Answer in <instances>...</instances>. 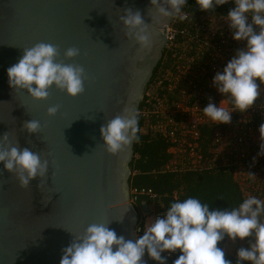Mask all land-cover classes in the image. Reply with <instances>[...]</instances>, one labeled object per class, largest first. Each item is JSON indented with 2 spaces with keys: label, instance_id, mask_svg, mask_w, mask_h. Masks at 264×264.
Wrapping results in <instances>:
<instances>
[{
  "label": "water",
  "instance_id": "obj_1",
  "mask_svg": "<svg viewBox=\"0 0 264 264\" xmlns=\"http://www.w3.org/2000/svg\"><path fill=\"white\" fill-rule=\"evenodd\" d=\"M151 7L150 0H0V136L8 133L10 142L48 161L45 175L27 188L0 162V264H59L62 249L93 223L134 240L138 216L127 186L132 143L109 154L99 129L126 107L136 110L160 60L171 18ZM128 8L149 25V47L125 35L119 17ZM191 10H199L195 0ZM39 42L58 46V62L85 69L83 93L69 97L52 87L48 99L36 101L9 87L6 69ZM69 47L80 54L65 59ZM53 105L59 109L48 116ZM29 120L40 122L38 133L23 129ZM140 210L147 213L145 203Z\"/></svg>",
  "mask_w": 264,
  "mask_h": 264
},
{
  "label": "clouds",
  "instance_id": "obj_2",
  "mask_svg": "<svg viewBox=\"0 0 264 264\" xmlns=\"http://www.w3.org/2000/svg\"><path fill=\"white\" fill-rule=\"evenodd\" d=\"M229 0H195L200 11L212 10ZM234 7L222 18L232 30L234 41H244L212 80L213 86L223 97L227 96L233 105L232 111L244 113L261 95L264 85V0H231ZM151 8L161 18L188 19L182 12L186 0H150ZM119 22L142 48L150 46L148 26L139 11L124 10ZM80 54L75 47L67 48L63 56L72 59ZM58 46L39 42L22 50L18 62L6 69L10 88L26 90L36 101L46 100L49 89L55 87L69 97H76L84 91L87 79L85 69L80 65L58 62ZM259 81V83H257ZM223 103V100L219 105ZM208 103L203 108L205 116L215 124L231 122V112L225 107ZM58 105L48 107V116L56 115ZM28 133H38L40 122L29 120L23 123ZM138 113L126 107L121 114L107 120L99 129L104 150L112 155L123 150L138 139ZM260 153L264 155V122L258 129ZM0 162L4 170L15 175L21 188H27L29 181L43 177L48 161L29 148H21L9 141L8 133L0 136ZM264 201L249 195L237 207L209 210L206 203L189 197L172 202L163 217H157L145 224L143 235L134 240L117 236L108 224H90L82 235L73 237L62 249L59 264H141L145 253L148 257L166 264L164 252H179L173 264H232L225 258V251L218 245L227 237L230 241L248 240L247 247L236 252V264H264Z\"/></svg>",
  "mask_w": 264,
  "mask_h": 264
},
{
  "label": "built area",
  "instance_id": "obj_3",
  "mask_svg": "<svg viewBox=\"0 0 264 264\" xmlns=\"http://www.w3.org/2000/svg\"><path fill=\"white\" fill-rule=\"evenodd\" d=\"M191 2L182 8L188 19L171 18L165 28V43L160 67L145 85L136 111L139 134L167 144L169 160L164 172H203L217 169L231 171L242 200L249 195L264 201V155L260 153L259 126L264 122V85L254 105L240 113L232 111L227 96L212 84L244 41H234L232 30L222 18L234 7L231 0L208 11H192ZM259 83V81H257ZM223 100V103H219ZM213 103L231 112V122L215 124L203 108ZM140 198L149 201L151 220L163 217L154 205L150 189L128 187V203L133 207ZM144 225L137 220L134 239L143 235ZM177 252H165L174 260Z\"/></svg>",
  "mask_w": 264,
  "mask_h": 264
},
{
  "label": "trees",
  "instance_id": "obj_4",
  "mask_svg": "<svg viewBox=\"0 0 264 264\" xmlns=\"http://www.w3.org/2000/svg\"><path fill=\"white\" fill-rule=\"evenodd\" d=\"M186 2H191V0H186ZM160 62L152 70L150 79L156 74L157 69L160 67ZM138 127H140L139 120ZM137 136L138 139L132 142V157L128 164L127 186L150 189L156 195L154 205L157 208L166 211L175 200L183 201L189 197L198 198L202 203L208 204L210 211L231 209L242 203L243 200L236 183L232 179L230 170L217 169L184 173L164 172L161 168L170 158L167 152V144L159 139L140 135L139 132ZM141 203L149 205V201L146 198H140L133 206L135 211L140 207ZM261 219L264 220V216ZM227 239L225 237L218 246L221 248ZM241 241L242 244L237 246V250L248 245L247 239ZM237 250L233 255L225 254V258L231 261L232 264H236ZM164 254L165 252L161 254L162 257H164ZM179 255L180 253L178 252L175 259ZM143 258L145 264H158V262L151 260L147 253H145ZM174 260L166 258V264H173ZM241 264H249V262L244 261Z\"/></svg>",
  "mask_w": 264,
  "mask_h": 264
},
{
  "label": "crops",
  "instance_id": "obj_5",
  "mask_svg": "<svg viewBox=\"0 0 264 264\" xmlns=\"http://www.w3.org/2000/svg\"><path fill=\"white\" fill-rule=\"evenodd\" d=\"M146 207H147V205H146ZM137 210L140 211V213H137ZM137 210H136V213H137V216H138V220L141 221V223L145 227V224L148 222V220H147L148 219L147 218L148 208H147V213L142 212L140 210V207ZM239 244L241 246V244H242V241L241 240H237V241L233 242V241H230L229 239H227L225 241V243L222 245L221 248L225 251V254H227V255H233L235 253V251L237 250V246Z\"/></svg>",
  "mask_w": 264,
  "mask_h": 264
},
{
  "label": "rangeland",
  "instance_id": "obj_6",
  "mask_svg": "<svg viewBox=\"0 0 264 264\" xmlns=\"http://www.w3.org/2000/svg\"><path fill=\"white\" fill-rule=\"evenodd\" d=\"M137 213H140V211L137 210ZM147 220L150 221V217L147 215Z\"/></svg>",
  "mask_w": 264,
  "mask_h": 264
}]
</instances>
